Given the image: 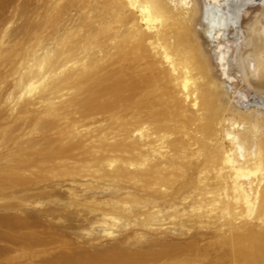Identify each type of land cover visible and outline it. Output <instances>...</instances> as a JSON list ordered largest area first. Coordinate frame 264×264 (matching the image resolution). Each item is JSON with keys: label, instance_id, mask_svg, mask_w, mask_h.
Segmentation results:
<instances>
[{"label": "bare ground", "instance_id": "obj_1", "mask_svg": "<svg viewBox=\"0 0 264 264\" xmlns=\"http://www.w3.org/2000/svg\"><path fill=\"white\" fill-rule=\"evenodd\" d=\"M202 1L200 6L198 0H41L53 54L38 60L36 51L17 46L0 59L18 74L9 84L14 90L7 117L0 116V148L13 152L0 160V173L23 185L29 180L23 174L39 172L35 178L54 188L89 180L132 188V199L126 197L123 204L137 206L143 226L181 225L194 231L190 245L209 234L221 237V246L229 242V252L204 264L225 256L252 264L250 247L237 249L234 241L264 237V120H257L264 109H255L263 100L243 95L241 105L248 106L233 114L251 117L248 123L224 117L219 104L222 92H232L237 80L229 72L230 50L223 41L232 27L241 26L244 11L258 4L264 8V0ZM200 13L206 35L217 43L225 86L211 80L194 39L193 22ZM250 31L254 71L248 56L241 64L246 78L257 76L262 83L257 86L264 89L261 15ZM41 40L44 46L50 42L47 35ZM33 60L37 63L29 64ZM33 166L35 171L26 169ZM77 191L66 190L69 200L63 203L100 214L103 223L119 220L120 211L97 204V191L92 200ZM57 199L53 202L62 201ZM160 214L162 219L155 218Z\"/></svg>", "mask_w": 264, "mask_h": 264}, {"label": "rangeland", "instance_id": "obj_2", "mask_svg": "<svg viewBox=\"0 0 264 264\" xmlns=\"http://www.w3.org/2000/svg\"><path fill=\"white\" fill-rule=\"evenodd\" d=\"M198 1L199 5L202 6L203 1ZM40 3L41 0H0V59L12 52L17 46L26 52H31L32 50L34 53L36 51V59L38 60H42L53 54L55 47L54 40L51 39L53 34L50 29L47 30V34L44 32L42 24L44 12L40 8ZM244 12L241 26L237 29L232 27L228 31L229 34L226 38L228 40L223 41L228 47V51L230 50V56L228 57L229 72L236 75L237 80L233 83L232 92L224 88L225 91L222 92L219 110L224 117H234L239 122L248 123L247 121L251 117H246L245 115L240 117L234 115L233 112L238 114L239 108L248 106H246V102H243L244 104L241 105L242 102L240 101L243 95L248 96L250 100L254 97L257 99L259 97L260 101L263 100V104L259 102L260 104L255 105L256 107L259 106L258 108L260 109L255 108L254 105L250 106V109L255 108L259 111L264 109V89L257 86L258 84H262L260 83V79L253 75L248 80L241 64L242 59L248 56L247 59L251 61V69L254 71L252 64L255 63V59L251 55L254 52L250 43L252 38L250 29L258 15H261L262 23H264V8L258 4L249 7ZM72 13L74 14L75 11H72ZM201 21L200 13L193 22L192 29L196 35L194 39L199 42V46L201 45V50H203V53H201L208 63L211 80L219 86H225L227 79L217 62V43L210 41L205 32V23ZM28 28H31V36L27 35ZM43 35H47V38L50 39L48 45L44 46L42 40L37 42V39ZM247 52L248 54L244 55ZM35 63H37V60L31 61L29 64ZM22 64L23 62L18 63L16 67L18 71L21 70ZM44 64L45 61L42 63V66ZM16 76L18 74L13 75L10 66L4 67L0 65V116L3 118L7 117V106L12 104L10 99L14 88L10 87L9 84ZM36 77V82L41 83L43 78L40 75ZM25 95L29 98L32 94L26 90ZM214 107L217 109L215 105ZM262 119L264 120L262 116H258L257 118L260 122ZM1 120L2 123L6 122L2 118ZM5 126L9 125L6 124ZM225 127L228 128L229 126L225 125ZM240 131L245 132V130ZM8 153L11 154L13 152H9L8 149L3 147L0 148V160ZM1 165L4 167L6 165L5 161H2ZM35 167L26 169L35 171ZM20 172H24V170ZM27 173L23 174L24 177L29 179L27 185L19 183L17 179L6 178L0 173V235L3 236L0 238V264H2V261H6V259L8 261L3 264H57L60 261L59 264H85L86 261V264H204L214 260L215 257L224 255L226 251L229 252L232 249L229 242L221 246L218 244L222 242L220 240L221 237L210 234L203 238L200 236L199 243L190 245L189 242L191 240H189V235L190 232L194 231L189 232L187 228L181 225H166V229L150 227L146 223L143 226L135 213L137 206L133 205L132 207L135 208H130V204L126 206L123 204V200L125 201L126 197L129 199L133 197L134 190L132 188L130 189L133 191L129 188L122 190L119 186L110 183L105 184L103 181L100 182V180L99 182L95 181L97 184L94 183V180H89L88 184L84 181L78 183L72 182V185L69 182H65L66 185H58L54 188L52 187L55 186L54 184L50 186L47 185V182L44 183L41 179L35 178L39 172H35L36 175L34 177L32 174ZM94 185L95 187H93ZM88 186L90 187L88 188ZM71 188L77 189L78 194L83 198H91V200L93 199L92 195L97 191L94 194L98 195L94 197L97 200V204L100 207L103 205L102 208L105 211H120V215L117 214L120 221L112 222L113 220L108 218L107 222L103 223V216L100 214L92 216L86 208L77 207L74 204H64L63 202L69 200L65 197L68 192L66 190L71 191ZM98 188L101 189L99 190ZM129 192L131 193L129 194ZM49 193H54V195H50ZM59 193L62 196H59ZM108 196L109 199L107 198ZM57 198L62 201L58 203L57 201L53 202ZM102 200L107 202L104 203ZM113 204L116 205L113 207ZM111 206L113 208L120 207L121 210L113 209ZM77 209H80V211ZM85 213L89 214L86 215ZM159 217L162 219V214L155 216V218ZM126 218H129L130 221ZM155 218L154 220L161 222V220ZM117 223L119 224L118 226ZM242 241V239L234 241L236 248H248L249 246L252 253L249 260L253 261L252 264H264V237L251 243H248L246 239ZM62 245L65 246V249H63ZM2 248L3 250H1ZM56 257L59 259L57 260ZM212 264L249 263L248 261L238 262L232 257L227 258L225 256L224 260Z\"/></svg>", "mask_w": 264, "mask_h": 264}]
</instances>
